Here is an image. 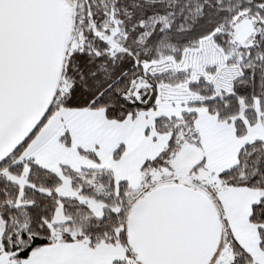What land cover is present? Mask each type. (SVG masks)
<instances>
[{
    "label": "snow or ice",
    "instance_id": "snow-or-ice-1",
    "mask_svg": "<svg viewBox=\"0 0 264 264\" xmlns=\"http://www.w3.org/2000/svg\"><path fill=\"white\" fill-rule=\"evenodd\" d=\"M0 264H264V0H0Z\"/></svg>",
    "mask_w": 264,
    "mask_h": 264
}]
</instances>
